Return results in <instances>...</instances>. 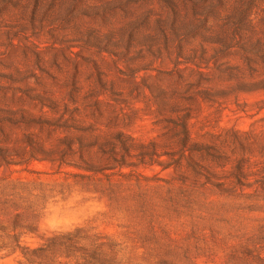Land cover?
I'll return each mask as SVG.
<instances>
[{"label": "rangeland", "instance_id": "obj_1", "mask_svg": "<svg viewBox=\"0 0 264 264\" xmlns=\"http://www.w3.org/2000/svg\"><path fill=\"white\" fill-rule=\"evenodd\" d=\"M26 259L264 264V0H0V264Z\"/></svg>", "mask_w": 264, "mask_h": 264}, {"label": "trees", "instance_id": "obj_2", "mask_svg": "<svg viewBox=\"0 0 264 264\" xmlns=\"http://www.w3.org/2000/svg\"><path fill=\"white\" fill-rule=\"evenodd\" d=\"M26 227V226H25ZM27 229H29L27 227ZM64 236L63 235H54L51 237H47L43 244L39 245L37 248H33L31 250H29L30 254L33 255L37 260H41L43 257L46 256L47 251L51 248V247H57V248H68L69 246L74 247V245H65V242L63 240ZM57 257L60 258L61 257V252L57 253ZM27 261H29L30 264H34L36 261L35 260H31V259H26ZM18 264H21V262H18Z\"/></svg>", "mask_w": 264, "mask_h": 264}]
</instances>
